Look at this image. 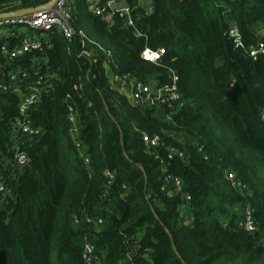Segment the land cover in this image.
<instances>
[{"label":"trees","instance_id":"trees-1","mask_svg":"<svg viewBox=\"0 0 264 264\" xmlns=\"http://www.w3.org/2000/svg\"><path fill=\"white\" fill-rule=\"evenodd\" d=\"M52 1L0 0V14ZM139 1L127 3L140 37L123 23L110 29L87 0H71L74 26L113 53L112 62L102 56L91 73L88 62L77 60L76 44L70 48L57 31L42 52L5 70L31 73L41 62L42 74L59 81L30 113L39 134L22 138L28 157L22 170L11 142L20 99L0 93V185L6 189L0 264H83L86 242L103 255L102 264H264V56L254 60L247 52L264 42V0H152L151 14ZM234 27L243 48L235 49L229 36ZM147 48L165 55L146 62ZM170 71L185 102L176 114L131 104L109 81L116 75L167 83ZM69 105L80 112L89 167L70 135ZM144 134L161 138L154 150L160 159ZM107 171L116 175L110 189ZM169 175L182 181V191L165 183ZM248 209L253 233L245 229ZM96 219L103 221L100 229L92 225Z\"/></svg>","mask_w":264,"mask_h":264},{"label":"built area","instance_id":"built-area-1","mask_svg":"<svg viewBox=\"0 0 264 264\" xmlns=\"http://www.w3.org/2000/svg\"><path fill=\"white\" fill-rule=\"evenodd\" d=\"M87 2L91 13L105 21L110 29L116 28L119 23H123L126 29L135 31V34L139 37L143 36L137 30V19L134 15V9L128 5L127 0H87ZM139 3L140 7H142L141 0ZM144 10L148 14H151L152 6L148 5V9ZM74 23V10L71 0H55L52 8L35 11L21 17L0 19V40H12L11 43L7 41L0 45V93H11L20 99V116L15 121L11 138L12 151L15 155V166L20 170L28 164L27 155L21 151L22 138L25 136L32 138L39 134V131L34 127L30 119V113L40 101L41 96L55 88L59 79L53 75L42 74L41 62L34 64L31 73L28 70L16 69L6 74L4 73L5 70L13 62L22 61L33 53L42 52L50 33L54 31H57L65 38L70 48L76 44L78 48L76 54L77 60L88 62L91 68L90 73L93 68L100 65L102 56H105L108 62H112L113 53L93 41L84 30L77 29ZM229 36L235 49L243 48L241 34L237 27L229 31ZM247 52L254 60L264 56V42L260 41L255 45L249 46ZM164 55V50L153 51L147 48L142 52L141 58L146 62L157 64ZM109 81L113 86L122 87V95L126 96L131 104L140 108L155 111L161 109L170 114H176L185 106L179 89V78L173 71L168 73L167 83L159 81L137 82L132 81L131 76L121 77L116 75L110 76ZM129 81L131 86L125 88L124 84H127ZM75 91L81 94L82 88L76 85ZM67 99H71V96H67ZM67 110L71 138L79 150L84 164L86 167H89L90 158L87 157L84 151L85 147L80 141L78 128L80 112L74 105H69ZM142 139L147 149L155 155L156 159H160L154 150L161 146V138L159 136L151 137L148 134H144ZM199 152L204 156L205 160H208L203 148H200ZM174 153L175 150L172 149L170 154ZM179 156L183 158L182 153ZM228 180L234 186H241L237 183L234 175H228ZM164 181L167 185H172L179 192L183 189V183L178 178L169 175L165 177ZM115 182V173L107 171L106 189L112 188ZM4 194H6V189L1 184L0 195ZM87 221L91 223L90 220L87 219ZM73 222L78 227L82 223L78 217H75ZM92 225L95 229H100L103 221L96 219ZM245 229L250 233L256 231L253 212L250 209L247 210L245 215ZM103 258V255L97 252L96 247L92 243L86 242L83 251V264H102ZM145 258L147 259L148 256L146 255Z\"/></svg>","mask_w":264,"mask_h":264},{"label":"water","instance_id":"water-1","mask_svg":"<svg viewBox=\"0 0 264 264\" xmlns=\"http://www.w3.org/2000/svg\"><path fill=\"white\" fill-rule=\"evenodd\" d=\"M54 1L50 2L47 5L41 6L39 8H36V9H27V10L17 11L15 13L2 14V15H0V19L10 18V17H21V16H24V15L33 13L35 11L49 9V8H52L53 7Z\"/></svg>","mask_w":264,"mask_h":264},{"label":"rangeland","instance_id":"rangeland-1","mask_svg":"<svg viewBox=\"0 0 264 264\" xmlns=\"http://www.w3.org/2000/svg\"><path fill=\"white\" fill-rule=\"evenodd\" d=\"M149 1L150 0H141V4H142V7L144 8V9H148V4H149ZM105 49L107 48V49H109V44L108 43H106V42H102V44H101Z\"/></svg>","mask_w":264,"mask_h":264},{"label":"crops","instance_id":"crops-1","mask_svg":"<svg viewBox=\"0 0 264 264\" xmlns=\"http://www.w3.org/2000/svg\"><path fill=\"white\" fill-rule=\"evenodd\" d=\"M148 5H149V6H152V0L149 1V4H148Z\"/></svg>","mask_w":264,"mask_h":264}]
</instances>
